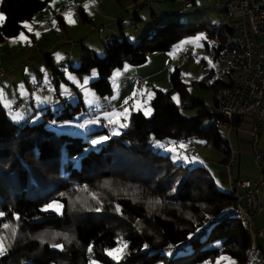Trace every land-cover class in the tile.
Listing matches in <instances>:
<instances>
[{
  "label": "trees",
  "instance_id": "1",
  "mask_svg": "<svg viewBox=\"0 0 264 264\" xmlns=\"http://www.w3.org/2000/svg\"><path fill=\"white\" fill-rule=\"evenodd\" d=\"M51 1L0 0V12L6 16L0 42L17 37L25 30L22 23L46 10ZM79 12L87 21L85 12L81 8ZM207 24L150 25L137 46L126 38L114 39L108 42L104 57L85 54L73 70L78 74L97 70L98 79L90 86L99 95H109L108 77L124 62L141 65L149 53L168 51L182 38L202 30H206L203 41L208 51L210 41H222L231 32L228 23L217 30ZM45 56L51 66L50 55ZM169 78V90L155 88L153 114L147 117L141 111L132 112L129 128L98 150L89 149L82 137L56 133L46 120L15 123L0 104V212L4 213L0 234L8 236L10 244L0 264H90L91 260L116 264L106 250L117 247L121 239L128 248L119 264H216L224 254L238 264L246 263L252 240L241 219L230 213L235 205L233 194L221 190L207 168L177 164L170 152L163 154L151 146L152 138L171 145L199 137L223 153L220 163L230 156V142L216 126L219 96L213 110L184 115L172 99L173 91L181 99H190L191 107L203 108L205 103L189 94L181 64L173 67ZM194 83L215 96L225 85L212 69ZM79 106L80 102L75 110ZM73 114L65 109L56 119H71ZM44 115L52 117L48 110ZM242 121L236 118L233 126ZM53 201L62 205L61 213L44 211ZM5 223L18 227L14 239L10 229L2 228ZM215 243L218 245L212 246ZM52 244L63 245V250ZM173 245L179 249L169 255L165 248Z\"/></svg>",
  "mask_w": 264,
  "mask_h": 264
},
{
  "label": "rangeland",
  "instance_id": "2",
  "mask_svg": "<svg viewBox=\"0 0 264 264\" xmlns=\"http://www.w3.org/2000/svg\"><path fill=\"white\" fill-rule=\"evenodd\" d=\"M85 4H89L87 11L84 8ZM61 6L68 7L67 12L74 13L72 17L75 20L74 24L65 21V13L58 14ZM80 8L85 12L87 21L81 16ZM45 11L46 14L51 15L49 21L51 23L41 31L33 29L30 34L22 31L30 43L19 39L13 43L12 38H6L0 42V91L3 92L4 97L0 99V104L6 108L13 122L20 123L26 120L33 124L46 120V125L56 133L82 137L88 142L89 149L98 150L105 143L92 146L90 141L103 135H109L114 127L109 124L106 114L123 113L125 109H128L127 119L121 117V122L127 127L119 128L120 133L129 128L131 111H141L145 115V110L151 109L150 114L145 115L150 117L153 114L152 101L156 95L153 88L162 91L169 90L171 88L169 76L173 67L179 64L183 67V80L188 84L189 94L194 98L202 99L205 103L203 108L191 107L190 99H181L179 94L173 91L171 96L179 98L178 105L181 107L182 114L190 116L195 115L198 111L214 109V99L220 94L215 96L211 90L194 83L214 67L213 62L209 59L204 41L183 43L184 41H193L199 34L206 36V30L182 38L168 51L149 53L147 60L141 65L124 62L121 67L113 69L108 77L112 88V93L109 95H99L90 86L98 79L97 70L93 69L87 74H78L73 70V68L79 67L81 57L85 54L90 53L104 57L108 42L111 43L114 39L126 38L131 44L137 46L141 38L148 33L149 26L156 23L162 25L168 22L204 21L208 23L209 27L216 30L222 24H231L228 18L221 17L220 9L210 0H102L101 4H97L96 1L91 4V0H52ZM53 20L56 21L55 27L52 23ZM26 22L31 26L34 23V21ZM36 32L40 34L39 37L35 35ZM18 37L19 35L13 38ZM188 49L192 52L190 59L179 62L177 54ZM66 53L70 56L66 57ZM47 54L50 55L51 66L47 64L45 56ZM54 70L61 74L53 73ZM94 70L95 76L92 75ZM139 77L144 78L145 83L141 89L135 85V81ZM85 79H88V84L85 87H80ZM35 85L40 88L38 92H33ZM142 92L143 95H141ZM148 93H154V95L150 98ZM61 99L64 100L61 101ZM50 101H59V104L48 108L47 104H51L48 103ZM125 101L128 103L126 104ZM20 102H22L20 107L15 109L16 104ZM78 102H80V109L75 110L74 106ZM138 103L139 109L136 107ZM186 105L190 107H185ZM90 107L96 108L97 111L89 112ZM65 109L68 112L74 111L72 118L57 120L56 116ZM47 110L52 113V117L44 115ZM17 115L20 119H13ZM53 121L55 124L52 123ZM89 121H96V123H88ZM204 123H208V121L206 120ZM81 124H84L85 127L81 128ZM246 125V123L243 124L240 129H244ZM201 130L202 128L199 129V131ZM232 130L228 140L231 148L235 147L238 150L236 144L238 145V142L244 141L246 138L249 139V136L237 128ZM200 141L205 142L202 138L192 137L191 144H185L186 147L181 149L178 145H166L165 141L152 138L151 146L160 148V152L163 154L170 152L172 160L177 164H188L191 167L201 165L207 168L209 176L213 178L216 185L223 191L231 192L230 186H222L217 182V176L221 170L219 161L223 157V153L212 144L205 145V143H199ZM173 147L176 148V152L168 150ZM259 148L264 149V124ZM189 149L195 150V157H190L187 154ZM236 150L234 151L236 152ZM252 155L250 158L244 157L241 160L240 173L243 175L241 177H248L241 178L242 181L250 178L249 180L254 182L264 177L260 165ZM184 157H187V160ZM224 165L225 163L223 164L224 172L228 174ZM245 167L252 171V175L245 173ZM238 169L237 165L234 179L238 175ZM230 175L227 176L230 177ZM254 175H258L257 179L253 178ZM230 181L232 180L229 179V184ZM263 189L264 187L259 195L261 203L264 202ZM258 221L264 222V213L258 216ZM262 240L264 238H259L258 242H262ZM216 245L218 243L212 246ZM222 256L229 257L234 264H238L232 257L225 254ZM203 264L214 263L206 261ZM220 264H228V261H221Z\"/></svg>",
  "mask_w": 264,
  "mask_h": 264
},
{
  "label": "built area",
  "instance_id": "3",
  "mask_svg": "<svg viewBox=\"0 0 264 264\" xmlns=\"http://www.w3.org/2000/svg\"><path fill=\"white\" fill-rule=\"evenodd\" d=\"M101 4L102 0H95ZM220 9V15L231 22V32L222 40L213 39L209 43L208 55L213 62L212 71L216 79L225 82L217 100L215 109L216 126L229 137L235 128L236 118L244 119L251 138L252 154L262 167L264 149L259 148L260 136L264 124V0H210ZM68 7H61L58 14L66 13ZM95 28V27H93ZM156 28V27H155ZM152 28V31L155 29ZM109 39L107 38V41ZM191 50L179 52L177 60L185 62L190 59ZM69 57V54H65ZM143 78H138L135 85L141 89ZM40 90L38 85L33 92ZM22 102L16 104L18 109ZM89 108V112H96ZM103 123V121H100ZM240 125V126H241ZM238 126V127H240ZM188 139L174 141L171 145L188 144ZM190 157H195V150H187ZM236 163L235 151L230 145V156L224 168L232 174ZM231 193L235 197V205L230 213L237 215L249 231L252 245L250 255L245 264L258 262L264 264V253L258 245V239L263 236V230L256 228L255 219L264 212L260 201V191L264 187V179L230 181ZM178 245L166 247L165 250L174 254Z\"/></svg>",
  "mask_w": 264,
  "mask_h": 264
},
{
  "label": "snow or ice",
  "instance_id": "4",
  "mask_svg": "<svg viewBox=\"0 0 264 264\" xmlns=\"http://www.w3.org/2000/svg\"><path fill=\"white\" fill-rule=\"evenodd\" d=\"M94 3H95V0H91V4H94ZM84 8L87 11L88 8H89V4H85ZM89 14H91V13L89 12ZM73 16H74V13H72V12L65 13L64 14L65 21L67 23H69V24H74L75 20L72 18ZM5 20H6L5 14L0 12V27L3 26ZM52 23H53V26L55 27L56 26V21L53 20ZM21 27L24 28V29H27L29 32L33 31L32 26L29 23H27V22H23ZM35 35L37 37H39L40 34L38 32H36ZM17 39H19L20 41H25V42L30 43L28 37H26L23 32H21L19 34L18 38H12V42L15 43ZM205 39H206V36L204 34H199V35H197L194 38L193 41H184L183 43H185V44L186 43H196V42H199V41H202V40H205ZM92 75L93 76L96 75L95 70L93 71ZM87 84H88V79H85L84 82H83V85H81V87H85ZM88 94L91 95L90 93H88ZM143 94L144 93L142 92L141 95H143ZM133 95L135 96V93ZM148 95L151 98V96H153L154 93H148ZM3 98H4L3 97V92L0 91V99H3ZM172 99L174 101H176L177 104H179V98L177 96H173ZM89 103H92V101H89ZM125 103L127 104L128 101H125ZM136 107H137V109H139V107H140L139 103L136 105ZM150 112H151V109L145 110V115H149ZM127 116H128V109H125L123 113L106 114V118L108 119L109 124L114 125L113 130L111 131V133L109 135H103V136H100V137H98L96 139H92L90 141V144L92 146L102 145V144L106 143L112 136H119L121 133H120V131L118 129L127 127L126 124L121 122V117H123L124 119H127ZM13 119H20V117L17 115V116H14ZM52 123L55 124V121H53ZM88 123H96V121H89ZM80 127L84 128L85 125L81 124ZM199 143H205V142L204 141H200ZM179 147L181 149H183L186 146L181 144V145H179ZM168 150L172 151V152H176V148L175 147L170 148ZM85 151H87V149H85ZM184 159L187 160V157H184ZM193 160H195V158H193ZM189 162H192V161H189ZM93 198L96 199L95 196H93ZM61 208H62V205H60L56 201H53V202L49 203L47 206H45L44 211L54 210V211L59 213L61 211ZM94 210L99 212L101 209L100 208H96ZM116 211L120 212L119 206H117ZM3 216H4V213L0 212V218H2ZM15 220L18 222L19 221V217L18 216L15 217ZM2 228L4 230L10 229V238L11 239L15 238V236L17 234V230H18L17 226H12V225H10L8 223H5V224L2 225ZM197 231H200V229H197ZM188 238L192 239V236L190 235ZM52 239L53 240L56 239V236L54 235L52 237ZM65 239H67V237H65ZM8 240H9L8 236L0 234V257L6 255V253H7V248L10 246V244L8 243ZM42 242H44V241H42ZM51 246L54 247V248H60L61 250H63V245L52 244ZM145 247H147V245H145ZM127 248H128L127 242H125V241H123L121 239V240L117 241V247H115L113 249L106 250V255L109 256L113 261H115L116 264H119V262L123 258V256L126 255ZM92 251H93V248H92L91 245H89V247H88L89 254H91ZM170 254L171 253H169V255ZM221 261H228V264H234V262L231 260V258L226 257V256H221L216 261V264H220ZM90 264H98V262L95 261V260H91Z\"/></svg>",
  "mask_w": 264,
  "mask_h": 264
},
{
  "label": "crops",
  "instance_id": "5",
  "mask_svg": "<svg viewBox=\"0 0 264 264\" xmlns=\"http://www.w3.org/2000/svg\"><path fill=\"white\" fill-rule=\"evenodd\" d=\"M62 7V6H61ZM46 11L44 10L43 12H41V13H39V14H37V15H35L30 21H34V23L32 24V28L33 29H35V30H37V31H41L42 29H44L45 27H46V25L47 24H49V23H51V22H49L50 21V16L51 15H49V14H46L45 13ZM39 16V17H38ZM27 34H30V32L27 30V29H25L24 30ZM211 70V69H210ZM209 70V71H210ZM139 78H141V77H139ZM138 79V78H137ZM144 79V78H143ZM145 84V83H144ZM81 87V86H80ZM142 88V87H141ZM154 90H155V87L153 88ZM65 99V98H64ZM64 99H61V101L62 100H64ZM48 103H51V104H47V107L49 108V107H51V106H54V105H57V104H59V101L58 102H55V101H50V102H48ZM3 106V105H2ZM4 107V106H3ZM91 108V107H90ZM92 108H94V107H92ZM6 109V108H5ZM131 111V110H130ZM34 113H35V111H34ZM131 113H132V111H131ZM22 121H23V119H22ZM26 121V120H25ZM25 121H23V122H25ZM23 122H20V123H23ZM242 127V125L240 126V127H235V128H237V130H240L241 132H245V134L246 135H248L249 136V139H245L244 141H240V142H238V145L236 144V147H237V149L238 150H236L235 149V147H233V149L234 150H236V152H235V157H236V163H235V167L238 165V167H239V169H238V175L236 176V178L234 179V171H235V167H234V170H233V173L230 175V177L229 176H227L228 174H226L225 172H224V169H223V164L222 163H220V161H219V163H220V165H221V170L219 171V174H218V176H217V182L219 183V184H221L222 186H225V185H227V186H230V184H229V179H231V180H233V181H235V180H241V178H248V177H241V176H243L241 173H240V169H241V164H242V162H241V160H242V158H250L251 157V155H252V146H251V140H250V135H249V131H248V126L246 125L245 126V128L244 129H240ZM236 130V132H239V131H237ZM231 131H233V130H231ZM231 133V132H230ZM188 145H190L191 144V140H188ZM253 156V155H252ZM223 158V157H222ZM221 158V159H222ZM261 168V171H262V173H263V175H264V169H263V164H262V167H260ZM245 173H248V174H250V175H252V171H250L248 168H246L245 167ZM258 176V175H257ZM257 176L256 175H254L253 176V178L254 179H257ZM264 178V177H263ZM250 179V178H249ZM249 179H246V180H249ZM263 191H264V189H263ZM262 204L264 205V202H262ZM262 213H264V212H262ZM261 213V214H262ZM257 220H258V217L256 218V220H255V225H256V227L258 228L259 227V229H263V233H264V222L263 221H258L257 222ZM261 238H264V234H263V236L261 237ZM258 245H259V247H260V249L262 250V252L264 253V240H262V242H258ZM252 264H259L258 262H253Z\"/></svg>",
  "mask_w": 264,
  "mask_h": 264
}]
</instances>
